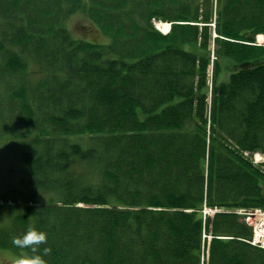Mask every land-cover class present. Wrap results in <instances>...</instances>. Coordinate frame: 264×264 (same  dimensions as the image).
<instances>
[{
    "label": "trees",
    "instance_id": "16d2710c",
    "mask_svg": "<svg viewBox=\"0 0 264 264\" xmlns=\"http://www.w3.org/2000/svg\"><path fill=\"white\" fill-rule=\"evenodd\" d=\"M78 11L110 41L65 30ZM259 35L264 0H0V74L26 69L21 52L42 66L9 95L29 182L2 196L0 247L33 225L47 264H264L246 215L202 216L264 211Z\"/></svg>",
    "mask_w": 264,
    "mask_h": 264
},
{
    "label": "rangeland",
    "instance_id": "374dc122",
    "mask_svg": "<svg viewBox=\"0 0 264 264\" xmlns=\"http://www.w3.org/2000/svg\"><path fill=\"white\" fill-rule=\"evenodd\" d=\"M64 22V29L69 31L70 34L72 33L74 37L99 44H105L110 41L109 37L105 36L95 23L80 11L66 16ZM4 40L2 38L1 42H3V47L6 50L5 43L10 42ZM258 42L262 43V38H259ZM7 48L9 49L10 47L7 46ZM20 54L27 63L26 69L14 73H9L4 70L0 74V221L3 223L8 220L9 214H11L10 209L6 206L16 205V202L13 201L14 199L9 201L2 200V196L6 195L12 189L21 187L24 181L29 182V178L25 175L21 156L22 149L20 146L21 139L24 138V133L26 132L24 127L20 126L24 122L25 114L20 108L19 101L14 97L9 100V95L13 96V93L15 94L19 90L25 91L29 95V89L38 86V75L40 78L39 73L42 68L36 56H29L27 58L23 56L24 53L21 52ZM6 55L7 53H4V56ZM4 56L0 54V72L1 68L5 69L6 58ZM38 135L34 131H31V138H39ZM236 210L235 213L241 216L242 211L239 209ZM253 211L258 212V209L256 208ZM258 215L261 216L262 224H264V212L262 214L258 213ZM252 219L255 218L249 217L248 220L246 218L244 221L245 225H251ZM252 224L251 229H255L254 223ZM16 253L0 247V259L11 257Z\"/></svg>",
    "mask_w": 264,
    "mask_h": 264
},
{
    "label": "clouds",
    "instance_id": "9594fccd",
    "mask_svg": "<svg viewBox=\"0 0 264 264\" xmlns=\"http://www.w3.org/2000/svg\"><path fill=\"white\" fill-rule=\"evenodd\" d=\"M46 239L43 229L29 225L23 233L12 236L11 244L18 251L11 257L0 259V264H47L45 256L49 249L40 247Z\"/></svg>",
    "mask_w": 264,
    "mask_h": 264
},
{
    "label": "bare ground",
    "instance_id": "6f19581e",
    "mask_svg": "<svg viewBox=\"0 0 264 264\" xmlns=\"http://www.w3.org/2000/svg\"><path fill=\"white\" fill-rule=\"evenodd\" d=\"M157 26H158V29L161 32L166 33V34L168 33V31H169V24L168 23L160 22V23L157 24ZM259 38H262V36L259 37ZM236 211L237 210H235L233 212H231V211H225V210H218L217 213H223V212H225L227 214H235ZM249 212H253V211H251L250 209L249 210H244V212H242L241 216L244 217L246 215L245 217L248 220V216H249L248 213ZM263 212L264 211L262 209H258V212H255V214H254V218L255 219H252L253 221L251 222V225H253L252 223H254V228H255V229H252V232H253V240H255L256 237L259 236L260 232L264 229V224H262L261 216L258 215V213H261L262 214ZM244 213H246V214H244ZM253 245L254 246H256V245L260 246L261 243L260 242H254Z\"/></svg>",
    "mask_w": 264,
    "mask_h": 264
},
{
    "label": "built area",
    "instance_id": "2783aa9c",
    "mask_svg": "<svg viewBox=\"0 0 264 264\" xmlns=\"http://www.w3.org/2000/svg\"><path fill=\"white\" fill-rule=\"evenodd\" d=\"M249 213H253V212H249ZM246 214V213H244ZM254 242H260L262 246H264V229L260 232L259 236L256 237Z\"/></svg>",
    "mask_w": 264,
    "mask_h": 264
},
{
    "label": "flooded vegetation",
    "instance_id": "af4514ba",
    "mask_svg": "<svg viewBox=\"0 0 264 264\" xmlns=\"http://www.w3.org/2000/svg\"><path fill=\"white\" fill-rule=\"evenodd\" d=\"M251 226H252V225H249V226L247 225V227L250 228V229H251Z\"/></svg>",
    "mask_w": 264,
    "mask_h": 264
},
{
    "label": "crops",
    "instance_id": "0c3cea01",
    "mask_svg": "<svg viewBox=\"0 0 264 264\" xmlns=\"http://www.w3.org/2000/svg\"><path fill=\"white\" fill-rule=\"evenodd\" d=\"M251 241H253V239Z\"/></svg>",
    "mask_w": 264,
    "mask_h": 264
}]
</instances>
